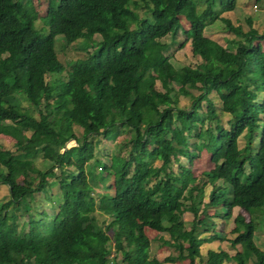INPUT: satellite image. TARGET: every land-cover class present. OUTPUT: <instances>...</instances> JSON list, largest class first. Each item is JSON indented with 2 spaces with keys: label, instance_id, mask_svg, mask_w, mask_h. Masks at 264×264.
Instances as JSON below:
<instances>
[{
  "label": "trees",
  "instance_id": "trees-1",
  "mask_svg": "<svg viewBox=\"0 0 264 264\" xmlns=\"http://www.w3.org/2000/svg\"><path fill=\"white\" fill-rule=\"evenodd\" d=\"M39 1L0 0V134L14 147H0L8 191L0 203V264H162L149 253L145 228L167 235L158 240L173 254L163 261L264 264L253 239L264 226V30L243 32L227 17L236 0H44L37 17ZM215 19L241 40L223 47L204 36ZM177 30L199 59L194 67L174 68L162 54L160 38ZM57 47L82 56L61 60ZM180 95L190 97L188 107L178 106ZM125 129V155L113 154L109 164L94 158V136ZM69 140L75 144L63 149ZM201 149L213 168L196 178L179 157L191 162ZM39 152L51 163L44 171L33 164ZM50 178L60 196L51 218L29 211ZM12 207L26 215L25 226ZM233 207L248 214L232 218L233 255L208 249L202 257V243L222 239L214 218L227 219Z\"/></svg>",
  "mask_w": 264,
  "mask_h": 264
},
{
  "label": "rangeland",
  "instance_id": "rangeland-1",
  "mask_svg": "<svg viewBox=\"0 0 264 264\" xmlns=\"http://www.w3.org/2000/svg\"><path fill=\"white\" fill-rule=\"evenodd\" d=\"M201 4H199L200 6ZM46 6V1L40 0L37 2V9L38 14L37 17H40L42 14L43 8ZM198 6V7H199ZM264 5L263 0H236L235 6L232 11L227 13V17L235 24H238L241 28V30L244 32L249 27L254 28L256 31L261 32L264 30ZM181 23L184 27H187V23L183 18L180 17ZM247 20H249L250 25L247 23ZM41 22L36 19L37 26ZM204 36L216 41L223 47L229 46L231 43H234V41L241 40L240 37L233 35L231 32L226 30V28L223 26V24L218 21V19H215L212 23L208 24L204 30H203ZM94 39H98V36L95 35ZM160 41L165 44V48L162 50V54L166 57H168L170 63L173 65L174 68H179L182 65H190L191 67H194L197 62H199V59L197 56L192 55L190 50V45L188 39H186L184 33L182 31L177 30L176 33L172 36L165 35L162 38H160ZM60 42V39L57 41ZM57 43V44H58ZM264 46V44H263ZM57 56L61 60H68L70 58H76L82 56V52L79 50H73L71 48H66L64 51H60V47H57ZM88 51L90 48L87 49ZM48 79V77H47ZM189 92L191 95L198 94V90L196 89H189ZM22 95L20 93H15V97L17 98L19 104L22 108H27L26 101L22 99ZM189 96H182L180 95L178 97V106L188 107L189 102ZM208 98L212 102L213 108L215 109L216 115L219 117V123L223 127H227V119L229 118V115L227 113H224L220 109V101L218 99L217 94L214 92L210 93L208 95ZM260 98V94L257 93L256 100ZM204 112V102L201 101V110L200 115H202ZM33 114L36 115L34 112ZM114 129V127H112ZM74 131L76 134H80L81 129L78 127H74ZM4 136V137H3ZM6 136L3 134H0V147L1 148H7L10 150H13L14 147L11 144V141L5 138ZM131 137V133L129 129H125L120 135L114 137V138H108L103 135H97L92 138V140H96L97 143L94 148V158L99 160L101 163L109 164L110 157L115 153H123L124 154V146L122 145L127 139ZM257 138L254 137L252 140V145L254 147L257 146ZM125 140V141H124ZM244 143V137L241 135L238 138L237 145L238 147H241ZM75 142L73 140H69L66 142V147L74 145ZM33 164L35 167L39 168V170L44 171L50 166V162L42 159L40 152L37 153L33 157ZM93 160L91 159L89 161V164H91ZM179 163L182 165H185L190 168L192 175L194 177H198L202 171L210 170L213 168V163L210 160V155L208 152H206L204 149H201L197 152V157L193 159L191 162L186 161L183 159V157H179ZM158 164L157 161L154 162V165L156 166ZM172 169L176 170V165H172ZM97 167H94V170L92 174L89 175L90 178L93 177L94 173L96 172ZM107 182H111V178L108 179ZM106 182V183H107ZM95 194L100 193H107L111 194L112 189H103V187H95L94 189ZM8 198V191L5 185L0 183V203L5 201ZM59 187L58 182L56 178H50L44 187V190L38 193H34L31 196V199H29L30 212H34L36 214L39 213H46L50 218L54 215L57 209V205L59 203ZM206 200V199H204ZM209 212L210 209H209ZM15 214V220L18 224L24 225V222L26 221V215L21 212V210H17L15 207L11 208V214ZM239 213L243 216L244 220H247L248 214L243 211L240 208L233 207L230 216L227 219H219L214 218L215 227L214 230L222 237L220 240L212 241L210 243H202L199 247L200 255L204 257L205 252L208 249L212 250H219L222 249L226 251L230 256L233 255L234 249L229 246V243L226 241V239L231 238L233 234L230 232L233 223L232 218L233 216ZM183 221L184 225L186 227L189 226L191 215L188 212H184L183 215ZM106 222L108 221V217H105ZM212 220V219H211ZM25 226V225H24ZM25 229V227H24ZM145 234L150 238L151 243L149 247V253L150 255L156 257L159 261L162 262V264H186V261H175V262H167L163 261V258L167 256L169 253L173 254V251L171 248L167 246H161L160 241L158 240L159 236H163L167 238V235L165 233L156 232L155 230L145 228L144 229ZM210 231H207L205 235L209 234ZM254 241L258 245L259 248L264 249V226L260 227V224L257 225L256 231L254 233L253 237ZM238 249V245L235 247ZM232 259V258H231ZM197 262V259H196ZM198 264V263H197ZM225 264H234L232 260L226 262Z\"/></svg>",
  "mask_w": 264,
  "mask_h": 264
},
{
  "label": "water",
  "instance_id": "water-1",
  "mask_svg": "<svg viewBox=\"0 0 264 264\" xmlns=\"http://www.w3.org/2000/svg\"><path fill=\"white\" fill-rule=\"evenodd\" d=\"M65 148H67V147L65 146L63 149H65Z\"/></svg>",
  "mask_w": 264,
  "mask_h": 264
}]
</instances>
